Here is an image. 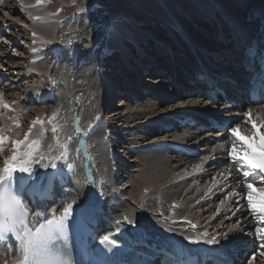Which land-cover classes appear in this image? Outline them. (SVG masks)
<instances>
[{
  "label": "bare ground",
  "instance_id": "6f19581e",
  "mask_svg": "<svg viewBox=\"0 0 264 264\" xmlns=\"http://www.w3.org/2000/svg\"><path fill=\"white\" fill-rule=\"evenodd\" d=\"M5 4L7 3L0 4V65H3V68H0V86L7 85L9 71L16 70V75L13 82L11 80L8 84L9 87L0 90L4 94L3 101L6 102L9 98L8 100L14 101L20 108L22 106L19 102H27L37 107L35 119L45 121L47 133L42 146L47 152L49 145H52V155L63 151L56 146L51 125L47 123L53 112L58 111L56 123L60 127L57 136L61 143L68 145L67 160L74 164V174L69 173L65 167L63 185H57L54 189V196L60 197L57 210L73 200L83 203L91 193L97 203V211L103 208L106 212L109 210L115 214L112 221L115 231V221L123 214H128L134 220L135 227L126 223L122 225L120 234L124 236L130 237V234L136 233L145 240L150 237L158 243L162 240L184 238V235L194 236L207 230L210 235H217L220 244H190L191 248L197 249L203 256L221 250V245L232 238L235 243H252V247L236 264H264V249L260 248L261 241L255 232L258 225L254 214L247 208V189L242 183H238L242 180L240 172L235 166L231 167L230 172H225L231 163L226 153L232 142L230 133L225 129L229 124L239 123L245 138L248 139L251 131L250 125L244 122V114L251 108L253 122L257 115L264 118V105L244 101L231 106V103L220 101L218 93H206L200 97L191 93L187 96L179 95L177 91L183 81L180 69L182 66L176 62L168 65L169 57L166 56L159 59L156 53L165 48L161 49L160 45L155 44L156 37L164 32L160 30L157 21L167 25L169 29V26L174 24L171 21L172 16L175 19H183L186 13H190L200 16L199 20L191 16L190 20L183 21L190 30L188 34L194 43L209 50H230L231 41L229 45H222L216 39L217 36L213 35L218 33L216 25L211 26L213 21L222 25L223 34L227 39L231 36L227 31L229 28L234 31L237 40L238 35H243L244 31L259 37L264 32V0H144L143 5L134 1L133 4L144 9L147 15L145 17L148 18L139 20L119 16L118 23L102 25L104 38L97 45L81 40L80 26L84 24V19L77 13L69 16L68 22L62 24L63 20L60 21V26L65 29L68 27L69 31L64 43L59 44L56 33L50 31V26L45 20L50 12L42 6L14 10L11 7L6 8ZM5 12L8 13L7 16L4 15ZM19 13L28 18L15 20L20 16ZM34 17L43 19L35 20ZM221 17L228 20L224 22ZM18 26L30 30L31 35L36 33L38 36L35 37L39 41L41 37L52 40L51 62L48 66L43 69L36 67L35 64L39 63L40 59L37 51L34 53L31 50L34 48L31 47L33 41L31 38L29 42L24 40L28 39L26 33L17 29ZM210 30L212 32H208ZM14 31H17L15 35ZM205 36H212L213 39L195 40ZM127 38L132 39L141 48L137 56L133 55L134 61L130 58L132 49ZM208 42L212 45L211 48ZM22 46L24 49L28 46L26 53L21 52ZM105 46L107 49L114 47L120 50L119 54H115L117 60L112 65L106 59H98L100 54L104 53ZM7 48L12 53H9ZM171 48V54L175 55L176 47ZM87 50L91 53L84 52ZM8 57L12 59L6 61ZM23 58L25 61L19 64ZM107 58L114 56L109 55ZM96 59L94 66L85 67L88 66L85 62ZM127 59L129 61L125 67L124 62ZM160 61L169 66L165 68V73L168 74L162 72L165 69H159ZM133 62L137 64V68H133ZM79 64L84 65L78 67ZM145 65H148V68ZM57 67L63 68L58 78L53 75ZM139 67L147 69V72L141 73ZM154 67L157 68V76L149 69ZM75 68L82 69L85 78H79L81 80L74 85L71 72ZM96 68L103 69L99 72ZM107 68H110L109 71ZM87 71L97 76L99 85H94L92 75L87 74ZM217 71L215 69V72ZM53 80L56 81L55 84L52 83ZM240 80L237 78L236 81ZM90 87L103 104V110H99L94 119L87 116L89 105L92 106L95 100L86 92ZM117 89L125 94L119 95L121 97L118 102L113 104ZM44 106H47L46 111L42 110ZM77 121L80 131H77ZM30 123L31 121L27 126L25 124L24 132ZM216 125L226 128L217 131ZM38 130L39 125L34 129V136ZM256 132L259 138L250 140L252 149L258 153L264 152V147H261L264 145V129H261L258 123ZM23 133H20L21 139ZM81 140L85 141L83 146L80 145ZM84 148H87V153ZM9 155L11 147L8 148L7 154L0 155V167ZM80 157L82 160L79 161ZM201 157L208 159L202 161ZM198 164L201 167L196 169L194 166ZM43 171L40 169V172ZM76 171L83 177L74 184V179L77 180L79 175ZM219 173L224 175H218ZM87 175L94 178L95 186L86 185ZM213 177L216 178L214 187ZM209 187H212V192L205 196ZM233 188L238 195L228 197V192ZM148 200L156 204L148 206ZM221 200L225 201L223 205L220 204ZM29 211L32 213L34 210ZM48 211L50 214L49 207ZM233 212H236L235 216L232 215ZM214 215H217L215 219ZM98 216L102 218L103 214L98 213ZM237 220L241 222L240 227L229 233L228 238H224L222 234ZM187 221L195 224L196 228L193 229ZM247 256L249 260L241 263ZM17 257L14 245L11 251L5 246L4 251L0 252V264H12ZM157 264H160V261Z\"/></svg>",
  "mask_w": 264,
  "mask_h": 264
},
{
  "label": "snow or ice",
  "instance_id": "6c2138e0",
  "mask_svg": "<svg viewBox=\"0 0 264 264\" xmlns=\"http://www.w3.org/2000/svg\"><path fill=\"white\" fill-rule=\"evenodd\" d=\"M48 2L49 0H36V6H42ZM2 3L3 0H0V4ZM74 4L75 0H73ZM84 11L85 9H80V12ZM4 15L7 16L8 13L5 12ZM33 19L42 20L43 18L34 17ZM32 35L35 37L36 33ZM45 43L50 44L51 41H45ZM251 48L250 45L246 51L250 52ZM32 51L35 53L37 49L33 48ZM257 51L264 50L258 48ZM0 68H3V65H0ZM52 83L55 84L56 81L53 80ZM3 95V92H0V107L15 111L4 103ZM252 102L264 105V89L260 93V99ZM57 116L58 111L53 112L47 123L51 125L56 146L63 149L58 155L51 154L52 145H49L47 152L43 149L42 141L47 134L44 120L40 118L32 120L27 131L23 133L22 139L20 133L15 131L21 127L17 116L7 117L12 121L10 126H0V153L5 151V144L11 145V155L3 160V166L0 167V252L4 251L5 246L11 251L14 245L18 257L12 264H123L114 260L113 257L118 254L122 225L126 223L135 227L134 220L128 214H123L121 218L116 219V231L99 236L98 244L96 241L99 216L97 203L91 193L88 194L89 198L85 202L78 203L73 200L63 204L60 210L52 208L49 214L47 205L49 201L55 199L54 189L66 175L63 169L66 167L69 173L74 174V164L67 160L68 145L61 143L57 136L60 127L56 123ZM3 118V114L0 113V119ZM97 119L100 118L97 117ZM243 119L247 125H250L251 136L248 139L245 138L239 123L229 124L225 129L232 139L226 153L231 163L225 172H230L232 166L240 172L242 180L238 183H242L247 189V208L254 214L258 225L255 229L256 236L261 241L260 248L264 249V226H260L264 225V152L253 151L250 143L251 139L259 138L256 126L258 123L259 127L264 129V118L257 115L253 122L252 110L249 108ZM38 125V133L34 136V129ZM77 131H80L78 121ZM84 134L88 135V133ZM84 144L85 141L81 140L80 145ZM84 151L87 153V148H84ZM207 159V157H201L202 161ZM194 167L199 169L201 165ZM40 169L44 171L40 172ZM218 175H224V173ZM212 179L214 187L216 178ZM86 185H96L91 175H87ZM211 192L212 187H209L205 196ZM64 194L67 195V193ZM236 195L238 193L235 188L227 194L228 197ZM25 201L28 203L26 204ZM224 202L221 200L220 204L223 205ZM30 207L40 210L30 213ZM239 210L238 208L237 211ZM232 215L235 216L236 212ZM187 223L193 229L196 228L191 221ZM240 223V220H237L231 224L228 231L222 234L223 237L228 238L229 233L240 227ZM222 224L223 221H221ZM184 239L192 245H198L201 242L207 245L220 244L217 235H210L207 230L194 236L184 235ZM224 247L226 245H221V249ZM179 255H182V252ZM176 264H189V261L178 259Z\"/></svg>",
  "mask_w": 264,
  "mask_h": 264
},
{
  "label": "rangeland",
  "instance_id": "374dc122",
  "mask_svg": "<svg viewBox=\"0 0 264 264\" xmlns=\"http://www.w3.org/2000/svg\"><path fill=\"white\" fill-rule=\"evenodd\" d=\"M134 1L139 2L141 5L144 4V0H75L74 5H73V0H49L48 3L42 5V8L44 10L50 12V14L46 16L45 20L47 21V23L50 26V31L56 33L57 40H60L59 44L64 43V40L66 39L67 33L69 31L68 27L65 29V28L61 27L62 25L60 26V21L63 20L62 24L65 22H68L69 21L68 17L71 16L73 13H77V14H79V16L81 18L84 19V24H82L80 26V32H81V38H82L81 40H83V41L86 40V42L90 41V42L94 43L95 45H97L98 43L101 42L102 38H104L103 33L101 32V29L103 28L102 25H104V24L110 25L111 22L113 24L118 23L119 16H124V17L126 16L130 19L132 18V19H139V20H144L145 18H148V17H145L147 15H146L144 9H142L140 6L137 7L136 5L133 4ZM169 1H174V0H169ZM3 3H7V4H5L6 8L11 7V9H14V10L15 9H23V7H30L32 9L38 7V6H36V0H3ZM79 9H85V11L79 12L80 11ZM225 11H226V9H225ZM21 18L26 20L28 17H26V16L23 17V15L20 14V16H17V19H15V20H19ZM9 22H11L10 19H9ZM17 29H19V30L22 29V32L24 34L26 33V37L28 39H24V40H26V41L28 40L27 42L30 41L29 40L30 38L32 39V41L35 40V43H32L31 47L34 46V48L37 49V55H39V59H40L39 63L35 64V65H37L36 67L40 66V69H43L46 66H48V64H50V62H51V54H52V46L53 45L51 43L50 44L45 43V41H52V40L44 39L43 37H41V40L39 41L36 39V37L38 35L36 34V37H33V35H31L30 30H28L27 28L18 26ZM16 32L17 31H14L13 35H15ZM208 45H210L209 42H208ZM22 47L23 48H20L22 50L21 52L23 53V51H24L26 53L28 46L26 49H24V46H22ZM9 53H12V52L9 50ZM8 58L6 61H9L12 59V57H8ZM24 61H25V58L21 59L19 64H21V62H24ZM19 64H17V65H19ZM62 67L56 68L55 72L53 73V75L55 77L58 78L60 71L63 69ZM15 71H13V70L9 71V76H7L9 78V80L6 82L7 85L0 86V90H2V89L5 90L8 86V84H10L11 80L13 82V78L16 75ZM81 71H82V69L75 68L71 72L72 76H73L74 85L77 83L78 80H81L79 78L84 77V74ZM86 73L92 75L93 82L95 83L94 85H99L100 82H99V80H97V76L94 73H91V72L89 73V71H87ZM165 74H168V73H165ZM142 76H144V75H142ZM74 78H75V80H74ZM90 85H92V82H90ZM11 86H12V84H11ZM72 86H73V84L71 85V87ZM16 92H19V91L16 90ZM86 92L89 93L90 96L95 98L93 105L91 106V104H90L89 109L87 110L88 118L94 119V117L97 115L99 110L100 111L103 110L102 109L103 104L101 103L100 98L98 97L97 93L92 92L91 87ZM8 99L6 102L4 101V103H6L10 108L14 109L15 111H8V109L0 107V113H2L3 117H4L3 119H0V126H6V125L10 126L12 124V121L8 120L7 117L8 116L9 117L17 116L19 118V123H20L21 127L19 129H16L15 131L18 133L19 132L23 133L24 130L26 129L27 123L29 121H32L35 119V116L37 113V110H36L37 107L34 106L33 104H30L27 102H19L18 101L19 104L22 106L20 108L19 106H16V103L14 101H11ZM113 102H115V104H116L118 101L114 100ZM44 107L42 108V110L46 111L47 106H44ZM25 124H26V126H25ZM100 133L102 134V130H100ZM134 136H136V135H134ZM21 137H22V134H20V138ZM9 147H11V145L6 144L5 151L3 153H0V155L1 154L2 155L7 154ZM80 160H82L81 157H80L79 161ZM76 173H78V172L76 171ZM78 174L79 175L77 176V180L74 179V184L77 183L78 181H80L83 177L82 174H80V173H78ZM84 184H82V185H84ZM146 204L148 206L152 207L156 203L154 201L148 200ZM248 260H249L248 257H246L245 259H243V262H241V263H245L244 261L247 262Z\"/></svg>",
  "mask_w": 264,
  "mask_h": 264
}]
</instances>
